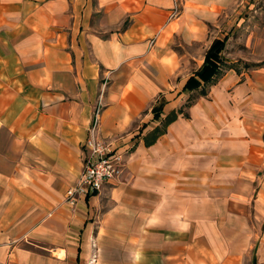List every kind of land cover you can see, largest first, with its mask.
<instances>
[{"label":"crops","instance_id":"obj_1","mask_svg":"<svg viewBox=\"0 0 264 264\" xmlns=\"http://www.w3.org/2000/svg\"><path fill=\"white\" fill-rule=\"evenodd\" d=\"M256 1L0 0V264H264V25L195 76ZM95 109L124 167L69 209Z\"/></svg>","mask_w":264,"mask_h":264},{"label":"built area","instance_id":"obj_2","mask_svg":"<svg viewBox=\"0 0 264 264\" xmlns=\"http://www.w3.org/2000/svg\"><path fill=\"white\" fill-rule=\"evenodd\" d=\"M177 12L178 6L174 3L169 17L175 16ZM98 123L99 112L95 109L82 142L79 174L62 197V203L69 209L74 207L78 199L99 192L105 183L116 179L123 170V152L99 137Z\"/></svg>","mask_w":264,"mask_h":264},{"label":"rangeland","instance_id":"obj_3","mask_svg":"<svg viewBox=\"0 0 264 264\" xmlns=\"http://www.w3.org/2000/svg\"><path fill=\"white\" fill-rule=\"evenodd\" d=\"M251 4L244 28L233 38H230L222 48L220 61L216 63L221 70L253 67L254 63H249L247 60L252 61L258 57L259 47L256 40L264 25L260 18L261 12L264 11V0Z\"/></svg>","mask_w":264,"mask_h":264},{"label":"trees","instance_id":"obj_4","mask_svg":"<svg viewBox=\"0 0 264 264\" xmlns=\"http://www.w3.org/2000/svg\"><path fill=\"white\" fill-rule=\"evenodd\" d=\"M224 46V40L214 41L204 57V62L201 68L195 73V76L202 82L208 83L214 75L218 74L217 62L220 61V53ZM194 87H198L199 83L195 80ZM177 112H170L166 114L162 119L159 126L153 127L150 131L143 135L142 140L145 145L153 143L156 138L163 133L165 126L173 121L177 115Z\"/></svg>","mask_w":264,"mask_h":264}]
</instances>
